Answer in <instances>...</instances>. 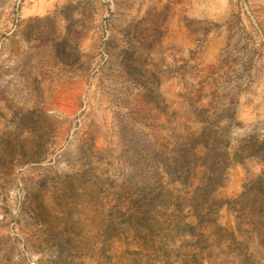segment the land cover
Returning <instances> with one entry per match:
<instances>
[{"label": "rangeland", "instance_id": "374dc122", "mask_svg": "<svg viewBox=\"0 0 264 264\" xmlns=\"http://www.w3.org/2000/svg\"><path fill=\"white\" fill-rule=\"evenodd\" d=\"M0 264H264V0H0Z\"/></svg>", "mask_w": 264, "mask_h": 264}]
</instances>
